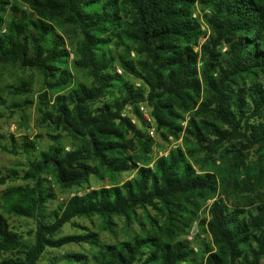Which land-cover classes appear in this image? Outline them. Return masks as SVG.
Returning <instances> with one entry per match:
<instances>
[{"label":"trees","instance_id":"16d2710c","mask_svg":"<svg viewBox=\"0 0 264 264\" xmlns=\"http://www.w3.org/2000/svg\"><path fill=\"white\" fill-rule=\"evenodd\" d=\"M9 66L42 75L50 143L0 145L27 158L22 172L0 169V188L26 182L0 191V264H40L72 244L94 249L64 257L78 264H264V0H0ZM34 92L30 80L0 86V117L33 106ZM152 127L180 142L153 166ZM92 177L112 184L57 201L52 184ZM94 218L110 234L121 221L126 237L104 242L78 221ZM195 222L211 240L199 251Z\"/></svg>","mask_w":264,"mask_h":264},{"label":"rangeland","instance_id":"374dc122","mask_svg":"<svg viewBox=\"0 0 264 264\" xmlns=\"http://www.w3.org/2000/svg\"><path fill=\"white\" fill-rule=\"evenodd\" d=\"M121 70L123 74V70L118 67V70ZM119 73V72H118ZM21 80H30L34 86V94L31 95V98L34 100V105L25 110L24 112H16L11 113L9 110H5L4 115L0 117V145L7 143L11 135H14L17 139H20L22 135H28L31 139H36L38 135H43L44 139H40V144L42 147L46 148L47 145L50 143V138L48 136V129L43 127L40 123V116L37 109V102L38 97L42 91L43 85V77L38 71H33L29 69H23L21 67H13L9 66L5 69L0 71V86L10 84V83H17ZM130 111V110H128ZM155 139L157 142V146L154 149L153 153V162L151 166L154 165V161L158 157L160 153H163L165 150L168 151L169 149L176 147L180 144L174 142L171 139V143H164L160 137L155 134ZM165 149V150H164ZM27 158L26 156H15L9 153H6L0 147V169H9L13 166H18L20 171H24L26 169ZM135 172L130 174H124L120 177V181H125L127 179L132 178ZM26 182L22 180H18L16 182H8L5 186L1 189H5L9 186L13 185H25ZM111 181L109 178H100V177H92L91 183L89 186L83 187H74L72 189L63 190L60 189L59 186L52 184L54 190L57 193V201L62 202L65 199L73 196L74 194H82L85 191L90 189H95L99 187H109L111 185ZM57 204L56 201L50 203V209L55 207ZM1 212V209H0ZM207 216V212L205 210L201 211L200 219ZM79 223L87 228L88 230L98 232L101 236L102 241L113 243L118 240H122L126 237L127 231L124 228V225L121 221H118V227L116 234H110L106 231H102L100 228L101 221L98 218H94L92 220L89 219H82L78 220ZM11 223L18 227L23 233L28 234L30 230L34 227L33 220H26V219H16L11 217ZM193 231L194 238L190 241L196 251H199L202 247V243L204 241L209 242L211 241L208 235L204 234L200 231L198 223L195 222L190 232ZM83 230L80 228H74L71 225H67L63 229L62 234H80ZM188 239V238H187ZM70 253H82L89 257L94 253V249L89 245H68L63 247L59 250L50 251L48 255H46L45 259L42 260L40 264H54V257H60L62 260L61 264H78L72 261L65 259L64 257ZM200 263V260L197 264Z\"/></svg>","mask_w":264,"mask_h":264},{"label":"built area","instance_id":"2783aa9c","mask_svg":"<svg viewBox=\"0 0 264 264\" xmlns=\"http://www.w3.org/2000/svg\"><path fill=\"white\" fill-rule=\"evenodd\" d=\"M118 72H119V73H122V71H121L120 69L118 70ZM130 109H131V108L129 107L128 110H130ZM140 111H141V113L143 114V116H144L145 119H147L150 123H153V122H152V118H151V116H150V113H149V110H148L147 107H145V106H141ZM150 135H151L152 137H155V129H154L153 127L150 129ZM160 155H167V153H160ZM187 238H188L189 241H192V240H193V238H194L193 231H191V232L188 234Z\"/></svg>","mask_w":264,"mask_h":264}]
</instances>
